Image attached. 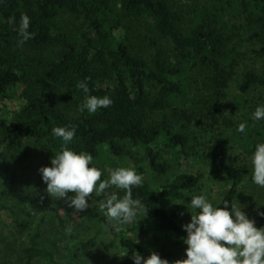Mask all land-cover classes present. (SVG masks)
Returning <instances> with one entry per match:
<instances>
[{
	"label": "trees",
	"instance_id": "trees-1",
	"mask_svg": "<svg viewBox=\"0 0 264 264\" xmlns=\"http://www.w3.org/2000/svg\"><path fill=\"white\" fill-rule=\"evenodd\" d=\"M222 2L220 7L196 3L185 13L175 0H0V98H9L16 89L23 99L15 122L0 120V168L8 174V196L40 214L20 251L25 264H58L40 231L52 212L60 226L68 214L111 229L123 249L118 264H133L132 256L144 251L97 212H77L66 202L52 207L42 197L25 194L22 188L29 178L13 166L14 151L25 141L37 147L45 167L51 166L63 143L52 134L55 127L74 126L69 147L90 153L93 161L102 151L123 156L119 141H129L142 151L131 165L142 177L147 172L166 175L171 169L166 153L186 156L187 150L217 141V149L237 143L253 153L256 144L264 142V120L252 118L256 107L264 105V96L249 97L254 89L264 88V67L246 64L264 59V0ZM23 14L31 18L29 32L34 35L19 44ZM10 18L14 25L7 23ZM77 19L86 25L85 31L76 26ZM242 64L247 68L238 81L235 106L228 111L224 100ZM85 78L87 94L77 87ZM88 95L109 96L113 103L95 113L78 111ZM234 114L239 124L247 123L244 133L231 127ZM223 155L215 166L230 181L220 201L228 200L230 207L238 191L254 183L253 170ZM199 180L200 175L181 172L157 188L143 182L132 189L133 199L142 202L145 216L152 220V231L169 248L160 257L170 264L175 258L171 249L182 247L187 234L178 214L168 212L164 204L183 199ZM113 189L121 198L125 194ZM99 244L106 250L116 246L114 240L82 239L75 243L74 256Z\"/></svg>",
	"mask_w": 264,
	"mask_h": 264
},
{
	"label": "rangeland",
	"instance_id": "rangeland-1",
	"mask_svg": "<svg viewBox=\"0 0 264 264\" xmlns=\"http://www.w3.org/2000/svg\"><path fill=\"white\" fill-rule=\"evenodd\" d=\"M179 7L182 6L183 12H190L196 8V3L201 6H217L223 4V0H175ZM73 17H70L72 19ZM76 26L81 30H86V25L77 19ZM248 66L254 68L264 67V59H257L251 62H246ZM247 68L242 64L237 72V75L230 81V86L227 90V97L224 100V106H228V111L235 106L233 104L234 97L237 93V85L240 75ZM260 96H264V88H256L249 94L252 99L258 100ZM23 99L20 92L16 89L11 91L10 97L7 99L0 98V120L8 123L15 122V116ZM237 115L231 119V127L238 128ZM261 128V127H259ZM230 133V132H229ZM231 134V133H230ZM257 134V131H253ZM232 135V134H231ZM263 135L264 138V134ZM124 150V155L114 157L107 152L102 151L100 156L93 161L94 165L101 168L103 175L108 177L111 171L119 167H131L132 163L139 158L142 151L129 141H119ZM208 146L199 145L198 148L189 151L186 156L183 154L166 153L165 159L170 163L171 169L166 175L157 176L154 173L145 174L143 182L147 183L152 188H157L159 185L167 182L175 174L186 172L193 175H200L198 185L191 191L186 192L184 198L178 201H168L164 204V208L168 212H175L181 219V224L190 222L191 214H194L190 206V200L194 195L205 194L213 202H220L223 195L227 191L230 181L227 180L215 166L220 155L224 153V157L234 162L237 166L247 167L252 169L251 156L252 153L245 152L238 148V144L234 143L232 148L217 149L216 144ZM36 149L32 143L25 141L21 146L16 147L14 151L13 166L18 167V172L21 177L29 178L27 185H24L22 191L25 194L35 197H42L48 200L52 207H56L60 203L66 202L65 199H56L46 193V184L42 182L41 175L38 171L41 167H45L40 158L36 154ZM217 149V150H216ZM197 151V152H196ZM230 156V157H229ZM229 157V158H228ZM7 171L0 168V264H25L22 260L20 251L27 243V237L32 232L36 221L40 214L31 206L21 204L13 200L7 194ZM99 183V182H98ZM98 187V184H97ZM114 187V186H113ZM106 189L104 194L97 196L94 192L91 194L92 199L89 200L90 209L94 212L105 216L99 210V200L104 199L110 192H115L113 189ZM73 195L72 192L68 196ZM242 206V211L248 218L254 220L256 227H264V188L259 187L255 183L245 185L238 191L234 203ZM106 217V216H105ZM45 221L40 226L42 241L49 249L53 250L55 261L58 264H118V259L123 255V249L119 245V239L116 238L111 229L99 226L97 223L90 221L84 216H73L64 214V224L60 226L54 213H50L44 217ZM137 223H118L115 222V229H123L128 236L135 239L137 243L144 248L140 253L141 257L147 258L151 253L155 252L159 256L168 250L165 248L162 238L159 234L152 231L153 223L150 218L144 216L142 212L136 217ZM94 238L98 243H108L114 240L116 246L106 250L102 245L89 249L79 256H74L75 243L82 239ZM187 245L184 243L179 249L172 248L171 251L175 255L173 262L186 258L185 249ZM33 264H50L47 260H37ZM173 264V263H172Z\"/></svg>",
	"mask_w": 264,
	"mask_h": 264
},
{
	"label": "clouds",
	"instance_id": "clouds-1",
	"mask_svg": "<svg viewBox=\"0 0 264 264\" xmlns=\"http://www.w3.org/2000/svg\"><path fill=\"white\" fill-rule=\"evenodd\" d=\"M7 23L14 25L16 22L14 18H10ZM30 23L31 18L23 14L18 27L21 37L19 44L33 38L34 34L29 32ZM86 79L78 83L77 87L87 94L89 88ZM112 103L109 96L88 95L78 106V111L95 113L97 109L107 108ZM252 118L257 121L264 120V105L256 107ZM246 127L247 123L242 122L237 131L244 133ZM52 134L63 141L60 151L51 158V166L38 169L48 195L58 200L63 198L68 207L82 212L90 207L91 194L95 192L100 196L106 189L114 186L124 190L123 197L117 192H110L98 203L99 210L109 222L137 223L136 217L141 211L146 215L147 210L142 202L132 197L133 187H141L143 183L142 176L135 168L119 167L111 171L109 179L101 180L103 171L94 165L93 156L69 147L76 135L74 126L55 127ZM251 164L252 181L264 188V142L256 144ZM69 192L73 195L68 196ZM190 206L194 214H191L190 222L182 225L187 234L184 239L187 245L186 258L173 264H264V227H256L254 220L248 218L238 202L230 203L229 207L226 199L213 203L207 195L200 194L192 196ZM132 259L133 264H170L155 252L147 258L135 253Z\"/></svg>",
	"mask_w": 264,
	"mask_h": 264
}]
</instances>
